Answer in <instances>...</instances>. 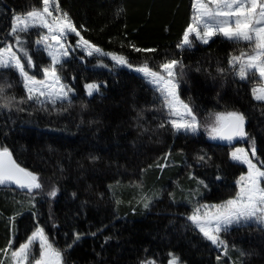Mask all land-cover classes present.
Masks as SVG:
<instances>
[{
  "label": "trees",
  "instance_id": "trees-1",
  "mask_svg": "<svg viewBox=\"0 0 264 264\" xmlns=\"http://www.w3.org/2000/svg\"><path fill=\"white\" fill-rule=\"evenodd\" d=\"M60 4L77 25L90 29L82 33L85 38L106 51L123 52L134 64L143 62L146 55H154L156 59L149 60L154 68L164 55L177 52L176 44L191 16V0H60ZM32 6L42 5L40 0H0V33L10 29L13 12L23 14ZM118 7L125 11L116 18ZM125 34L138 47L157 48L159 52L144 54L121 48ZM36 38L34 34L29 36L30 41ZM8 39L14 43L11 37ZM239 48L246 50L243 44L237 46L215 37L208 45L196 42L193 49L184 52V63L189 68L181 83V98L186 102L191 98L201 120L212 111L245 112L246 131L256 138L258 155L264 160V108L251 97V88L259 79L255 76L240 82L231 73L222 77L216 72L218 65L228 68L229 54H239ZM31 51L37 64L46 61L45 53L35 52L34 47ZM95 65L94 58L86 62L77 59L63 69L67 83L73 84L72 77H76L74 104L68 112L49 114L29 105L24 107L33 112L31 116L28 111H0V145L9 147L22 166L40 173L46 191L52 183L60 189L54 199L38 197L33 209L19 190L0 188V247L10 235L9 216L22 213L15 223L16 238L23 241L36 223L32 212H37L39 223L58 248L71 242L74 231L85 234L68 254V264H141L152 259L157 264H167L169 251L177 254L182 264H217V250L185 228L186 216L192 210L188 189L196 187L195 181L188 179V172L209 185L207 189L201 187L200 202L219 204L235 195V180L246 172V167L230 160V146L207 140L203 128L198 135L187 138L174 139L165 131L154 133L158 121L153 119L157 113L152 111L144 114L141 123L149 131L141 134L136 115L153 105L149 86L130 70L109 72ZM197 66L201 71H195ZM8 79L15 83L10 93L18 97L25 94L18 74L12 72ZM93 81L106 82L107 87L102 89V95L90 98L84 84ZM81 103L88 105L87 110L81 111ZM169 148L176 166L163 172L149 168ZM201 150L212 158L203 167L193 159ZM181 152L187 155L192 169L183 166ZM93 156L99 158L95 163L90 159ZM218 174L222 176L219 181L215 179ZM140 181L145 190L155 189L161 196L147 210L133 199L136 190L130 187ZM169 193L175 194V203ZM115 199L121 203L117 205ZM17 200L24 201L23 205L16 204ZM52 219L58 227H52ZM106 237H111L107 243ZM223 238L233 259H242L244 264H264V231L256 225L233 229ZM241 250L247 253L242 258Z\"/></svg>",
  "mask_w": 264,
  "mask_h": 264
},
{
  "label": "snow or ice",
  "instance_id": "snow-or-ice-1",
  "mask_svg": "<svg viewBox=\"0 0 264 264\" xmlns=\"http://www.w3.org/2000/svg\"><path fill=\"white\" fill-rule=\"evenodd\" d=\"M40 2L41 7L32 6L26 13L13 12L10 29L7 33H0L3 37L0 39V111L9 114L13 111L25 112L28 110L24 105H29V108L35 106V111L49 114L68 112L74 104L76 77L73 76V84H69L62 71L73 60L86 62L88 58H94L96 67L108 69L109 72L126 68L136 73L153 93V105L141 109L136 115L137 128L141 129V134L149 131L141 121L145 119L146 111H152L157 113L153 119L158 121L156 128L152 130L154 133L165 131L174 139L179 136L187 138L198 135L203 128L209 139L227 142L233 149L230 152L231 161L246 166V172L235 180V195L219 204L200 202L201 187L207 189L209 185L189 171L188 179L195 181L196 187L188 189L187 199L192 204V210L186 216L188 224L185 225L186 229L201 236L217 250V264L222 261L224 264H244L242 259H233L229 254V244L223 234L253 225L264 231V160L258 155L256 138L246 131L248 117L245 112L237 109L212 111L201 120L191 98L187 102L181 98V83L185 81L189 68L184 63L183 53L193 49L196 42L208 45L215 37H222L237 46L245 45L247 50L239 48V54H229L227 69L218 65L216 72L222 77L231 73L233 79L238 78L240 82L258 76L261 83L260 86L251 88V97L264 108V0H191L190 22L176 44L177 52L171 56L164 55L157 61L155 68L149 63V60L156 59L154 55H146L143 62L134 64L123 52L106 51L85 38L82 33L90 29L84 24L77 25L69 12L61 6L60 0ZM124 11V8L118 7L115 17L119 18ZM33 34L37 38L30 41L29 36ZM9 37L14 43L9 42ZM72 37H75L74 42ZM32 47L35 52L46 54L45 62H35ZM120 47H127L136 53L159 52L157 48L138 47L133 41L127 40L126 34L124 40L120 41ZM105 60L111 61V64ZM195 71L199 72L201 68L197 66ZM12 72L18 74V82L25 93L22 96L9 92L15 87V83L8 79ZM40 74L42 78H38ZM106 87L107 83L103 81L84 84V90L90 98L102 95V89ZM80 108L81 111L87 110L88 105L81 103ZM32 114V111H28V115ZM234 141L247 142L250 151L244 147H234ZM172 156V149L169 148L149 168L154 167L163 172L166 168L176 166ZM181 156L183 166L192 169L193 165L187 162V155L181 152ZM90 159L95 163L99 158L93 156ZM193 159L201 167L209 165L212 160L203 150L194 155ZM217 169L219 171V166ZM215 179L219 181L222 176L218 174ZM12 186L27 197V203L33 209L36 208L38 197L46 195L49 199H54L60 191L56 183H52L46 191L40 173L22 166L9 147L0 145V188L12 191ZM130 187L136 190L133 199L137 204H142L145 210L161 198L157 190H145L143 181ZM109 188L111 190L112 186ZM72 195L73 198L76 197L75 193ZM169 196L175 203V194L169 193ZM15 203L22 206L24 201L17 200ZM115 203L119 205L121 201L115 199ZM18 215L22 213L16 212L8 217L10 235L5 245L0 247V264H68V254L85 234L74 231L71 242L66 243L63 249L58 248L50 240L45 227L39 223L38 213L32 212L36 223L30 235H26L23 241H18L15 223ZM51 222L53 228L58 227L54 219ZM92 235L95 236L96 233ZM109 239L111 237H106L105 243ZM167 255V264H182L180 257L174 252L169 251ZM246 255L242 250L239 253L241 258ZM141 264L157 262L152 259L141 261Z\"/></svg>",
  "mask_w": 264,
  "mask_h": 264
},
{
  "label": "rangeland",
  "instance_id": "rangeland-1",
  "mask_svg": "<svg viewBox=\"0 0 264 264\" xmlns=\"http://www.w3.org/2000/svg\"><path fill=\"white\" fill-rule=\"evenodd\" d=\"M74 40H75V37H72V41L74 42ZM246 50H247V48H246ZM89 59H92V58H89ZM109 61V60H108ZM110 63H111V61H109ZM117 69H126V68H117ZM127 70H129V69H127ZM258 79H259V77L258 76H256ZM260 80H259V83H257V85L255 86V87H258V86H260ZM207 140H209V141H211V142H214V143H219V144H223V145H227V146H229L228 144H227V142H224V141H219V140H211V139H209L208 138V136H207ZM243 142H245V141H234L233 143H234V147H244L246 150H249L250 151V149H249V145L248 144H246V145H244V144H242ZM233 150V149H232ZM255 162V161H254ZM236 163V162H235ZM245 166V165H244ZM246 167V166H245ZM38 247V246H37Z\"/></svg>",
  "mask_w": 264,
  "mask_h": 264
},
{
  "label": "water",
  "instance_id": "water-1",
  "mask_svg": "<svg viewBox=\"0 0 264 264\" xmlns=\"http://www.w3.org/2000/svg\"><path fill=\"white\" fill-rule=\"evenodd\" d=\"M12 188H15V186H12Z\"/></svg>",
  "mask_w": 264,
  "mask_h": 264
}]
</instances>
